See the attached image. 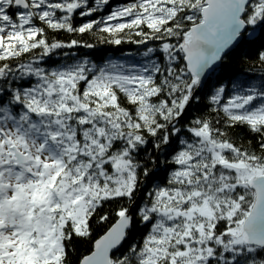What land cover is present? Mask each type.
<instances>
[{"label": "snow or ice", "instance_id": "obj_1", "mask_svg": "<svg viewBox=\"0 0 264 264\" xmlns=\"http://www.w3.org/2000/svg\"><path fill=\"white\" fill-rule=\"evenodd\" d=\"M109 4L0 0V264H71L73 238L91 244L76 264H264V80L234 84L230 95L221 85L210 97L223 123L246 126L257 146H237L220 121L195 119L167 182L136 205L151 162L136 154L149 138L159 150L180 133L221 53L264 25V0H127L85 19ZM94 29L115 45L135 35L143 62L54 59L81 41L50 32ZM93 220L108 225L94 240ZM139 225L146 231L121 252Z\"/></svg>", "mask_w": 264, "mask_h": 264}, {"label": "trees", "instance_id": "obj_2", "mask_svg": "<svg viewBox=\"0 0 264 264\" xmlns=\"http://www.w3.org/2000/svg\"><path fill=\"white\" fill-rule=\"evenodd\" d=\"M127 0H110L109 7L102 12H97L93 16L85 19H96L100 15L107 14L111 7H115L121 3H126ZM84 22V19L77 16L74 19L76 25H80ZM49 38H55L60 41L68 42L72 39L81 41L78 46L71 49L65 48L57 53L54 59H62V53L67 52L70 56H75L80 59L87 58L97 65H103L106 60L126 61L127 63L139 62L142 63L144 58L140 53L146 50L144 45H137L129 42V39L135 40V35L124 36V43L115 45L108 43V34L102 33L99 29L87 32L85 34L80 33H49ZM238 46L232 51L226 54L220 65L213 71H209L205 82L198 85L194 90L195 98L189 103L183 112L179 121L176 123V127L180 128L179 134L172 133L170 135L169 142L163 145L159 150L153 147L155 142L154 138H149L151 142L143 146V148L136 154L137 159L143 165L149 160L147 164L150 174L148 177L141 176V183L139 185V191L136 193V205L142 206L146 201L145 197L148 192L156 185L163 186L169 177L170 172L173 170L174 165L170 164L172 157L180 149V140L188 139V133L186 132V126H188L193 120L199 118H205L212 121L214 124L216 121H220L217 125L222 132H225L237 146L254 147L258 145V137L251 133L246 126H234L228 127L223 123V113L218 114L217 106L214 105L210 97L214 93L217 87L223 85L226 87V92L230 95L233 91V85H243L250 87L252 85H259L264 80V61L260 59V53L264 52V25L248 26L247 31L240 38ZM173 42H175L173 40ZM85 44H91L92 47H85ZM158 41L147 42V47H157ZM227 99V95L222 97ZM120 201L113 203H106L99 209L97 219L99 215L104 214L110 209H114ZM133 214L136 212V208L132 209ZM114 222V218L110 219L108 225ZM108 225L96 226L95 220H93V234L94 240L99 235H102ZM146 231L143 225L134 226V231L130 235L128 241H125L124 246L120 249L123 252L128 244L134 242L142 233ZM71 247L74 251L69 254V260L71 264H76L78 257L81 254H87L91 244L81 239L73 238Z\"/></svg>", "mask_w": 264, "mask_h": 264}, {"label": "water", "instance_id": "obj_3", "mask_svg": "<svg viewBox=\"0 0 264 264\" xmlns=\"http://www.w3.org/2000/svg\"><path fill=\"white\" fill-rule=\"evenodd\" d=\"M246 30H247V29H246ZM246 30L244 31V33L246 32ZM244 33H243V34H244ZM241 38H242V37H241ZM240 40H241V39H239V42H240ZM239 42H234L232 45H230L228 48H226V49L221 53V59H220V60H222V58H223L226 54H228L230 51H232V49H234L236 46H238V43H239ZM220 60L217 61V62L215 63V65H214V67L212 68L211 71H213V70H215L216 68H218V66L220 65V62H221ZM208 73H209V71L206 73V76H205L204 78H202V83L205 82Z\"/></svg>", "mask_w": 264, "mask_h": 264}, {"label": "rangeland", "instance_id": "obj_4", "mask_svg": "<svg viewBox=\"0 0 264 264\" xmlns=\"http://www.w3.org/2000/svg\"><path fill=\"white\" fill-rule=\"evenodd\" d=\"M118 61H121V60H118ZM122 62H126V61H122Z\"/></svg>", "mask_w": 264, "mask_h": 264}]
</instances>
